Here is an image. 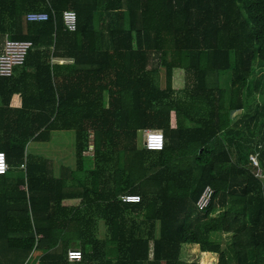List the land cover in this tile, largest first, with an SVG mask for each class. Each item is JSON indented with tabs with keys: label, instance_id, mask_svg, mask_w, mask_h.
<instances>
[{
	"label": "trees",
	"instance_id": "trees-1",
	"mask_svg": "<svg viewBox=\"0 0 264 264\" xmlns=\"http://www.w3.org/2000/svg\"><path fill=\"white\" fill-rule=\"evenodd\" d=\"M36 10L48 18L27 21ZM5 33L32 44L0 76L9 264L33 250L38 264H199L181 259L184 244L203 262L264 264V0H0ZM211 72L229 82L209 86ZM144 129L162 131L161 150L142 146ZM69 130L75 167L54 177L26 145ZM205 186L214 193L199 211Z\"/></svg>",
	"mask_w": 264,
	"mask_h": 264
},
{
	"label": "built area",
	"instance_id": "built-area-1",
	"mask_svg": "<svg viewBox=\"0 0 264 264\" xmlns=\"http://www.w3.org/2000/svg\"><path fill=\"white\" fill-rule=\"evenodd\" d=\"M48 18V13L42 10L29 11L25 14L27 21H44ZM62 20L64 28L67 31L76 30V13L67 9L62 12ZM32 44L29 40H14L5 33L0 41V76L9 77L13 74L16 67L24 63L27 51ZM240 111L235 110L232 116L239 114ZM142 146L147 150H161L164 146V136L159 129H144ZM90 149V148H89ZM256 165L254 157H250ZM21 167H24L22 164ZM8 169L4 152L0 151V174H5ZM214 190L210 186H205L202 193L198 197L195 207L202 211L208 207L213 196ZM122 202H138L140 197L137 194H122L119 196ZM82 253L79 249H68L66 252V259L68 262H76L81 260Z\"/></svg>",
	"mask_w": 264,
	"mask_h": 264
},
{
	"label": "rangeland",
	"instance_id": "rangeland-1",
	"mask_svg": "<svg viewBox=\"0 0 264 264\" xmlns=\"http://www.w3.org/2000/svg\"><path fill=\"white\" fill-rule=\"evenodd\" d=\"M106 42H105V46H107V41L108 38L107 36L105 37ZM158 62V56L155 55L154 56V63ZM157 77H158V81L160 82V86H164V71L163 68L159 67L158 68V73H157ZM229 82V78L227 75H217L215 73H208L207 75V83L209 86H221L224 87L227 83ZM255 96L257 97V99L260 97L258 93L255 94ZM239 113V112H237ZM54 133H56L57 135H62V134H68V132L65 131H55ZM138 141L139 142H143V131H141L138 135ZM49 144H47L46 142H34L32 141L27 148V152H30V148L34 147L37 151V155H43L45 157L49 156V155H55L58 153L64 154L61 159V162L67 164L68 162H71V164H73L74 162V158H75V151H74V145H73V140L70 137H66L64 140H58V138H54V139H50ZM92 153V149H89V151H86V154H91ZM43 157V156H42ZM59 160V159H58ZM64 160V161H62ZM51 162L52 168H53V159L52 161L49 160ZM57 163V160H56ZM56 163L54 164L55 169H57V165ZM74 165V164H73ZM255 165V164H254ZM230 237L229 234H222L221 236H218V234H214L213 238H215L216 240L221 241L222 246H224L225 241L228 240V238ZM33 254H35V257ZM36 250H33L26 258H22V260L18 259L17 264H30L33 259L35 260L39 254ZM15 252L14 251H8L6 250L2 244L0 243V264H9V260L14 257ZM181 259L186 260V261H191V260H196L199 264H203L202 263V258L201 255L199 253H193L189 250L186 249V245H182L181 246ZM216 259L215 255H210L207 254L206 255V260L207 262H210L211 260L214 262V260ZM11 264V263H10Z\"/></svg>",
	"mask_w": 264,
	"mask_h": 264
},
{
	"label": "crops",
	"instance_id": "crops-1",
	"mask_svg": "<svg viewBox=\"0 0 264 264\" xmlns=\"http://www.w3.org/2000/svg\"><path fill=\"white\" fill-rule=\"evenodd\" d=\"M0 41H1V38H0ZM55 131H52L51 133H50V139L52 138V139H54V138H58V140H64L66 137H70L71 136V138H72V140H73V145H74V131H71V130H69V131H65V132H68V134H62V135H57L56 133H54ZM91 138V137H90ZM49 139V140H50ZM32 141H30L27 145H26V150H27V148H28V145L31 143ZM91 142V141H90ZM46 143L47 144H49V142L48 141H46ZM29 149V148H28ZM35 148L34 147H31L30 148V152H27V153H30V154H34V155H37L36 153H37V151L36 150H34ZM36 152V153H35ZM88 152V151H87ZM85 154H86V152H85ZM64 154H61V153H58V154H55V155H49V156H47V157H45L44 156V154L43 155H40V156H43V157H45V158H47L48 160H51L52 161V159H53V168H52V165H51V170H52V175L54 176V177H58L60 174H61V167L62 166H64V167H68V168H70V169H74V167H75V158H74V162H73V164H71V162H68L67 164H65L64 162L62 163L61 162V159H62V157H64L63 156ZM59 159V160H58ZM56 160H57V163H56ZM62 161H64V160H62ZM51 163V162H50ZM56 163V165L58 166L57 167V169H55V167H54V164ZM186 245V244H185ZM198 248H199V246H198ZM200 250V249H199ZM38 252V254L40 255V252L39 251H37ZM37 254V255H38ZM204 254H206V253H204ZM34 256H32V257H35V254H33ZM207 255V254H206ZM38 258V257H37ZM37 258L34 260H32V261H30L31 263L30 264H38V260H37ZM215 261V260H214ZM202 263L203 264H214V262L211 260L210 262H207V260H205V262H203L202 261Z\"/></svg>",
	"mask_w": 264,
	"mask_h": 264
},
{
	"label": "water",
	"instance_id": "water-1",
	"mask_svg": "<svg viewBox=\"0 0 264 264\" xmlns=\"http://www.w3.org/2000/svg\"><path fill=\"white\" fill-rule=\"evenodd\" d=\"M89 148L92 149V142H90Z\"/></svg>",
	"mask_w": 264,
	"mask_h": 264
}]
</instances>
